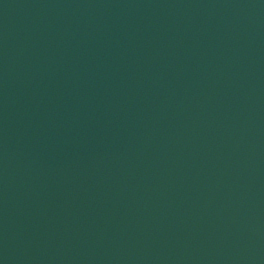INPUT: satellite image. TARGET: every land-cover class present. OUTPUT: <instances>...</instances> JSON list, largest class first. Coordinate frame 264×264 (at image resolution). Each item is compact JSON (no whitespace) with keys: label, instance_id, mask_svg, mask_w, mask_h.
Segmentation results:
<instances>
[{"label":"water","instance_id":"95a60500","mask_svg":"<svg viewBox=\"0 0 264 264\" xmlns=\"http://www.w3.org/2000/svg\"><path fill=\"white\" fill-rule=\"evenodd\" d=\"M104 264H264V0H183Z\"/></svg>","mask_w":264,"mask_h":264}]
</instances>
